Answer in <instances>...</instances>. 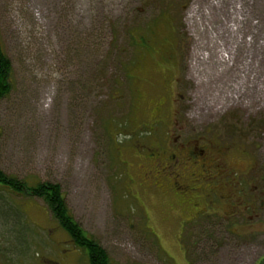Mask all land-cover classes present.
Returning a JSON list of instances; mask_svg holds the SVG:
<instances>
[{
	"label": "rangeland",
	"instance_id": "1",
	"mask_svg": "<svg viewBox=\"0 0 264 264\" xmlns=\"http://www.w3.org/2000/svg\"><path fill=\"white\" fill-rule=\"evenodd\" d=\"M0 35L4 173L60 185L113 264L263 263L264 0H0ZM172 120L227 153L212 222L185 230L209 186L183 169L172 187L146 158ZM0 254L88 264L41 199L3 185Z\"/></svg>",
	"mask_w": 264,
	"mask_h": 264
},
{
	"label": "flooded vegetation",
	"instance_id": "2",
	"mask_svg": "<svg viewBox=\"0 0 264 264\" xmlns=\"http://www.w3.org/2000/svg\"><path fill=\"white\" fill-rule=\"evenodd\" d=\"M186 127L187 126L180 127L177 120H172L171 125L168 127L166 139H163V142H158L157 146L149 147L150 153L146 155V158L150 162V166H155L157 169L163 168L160 173L163 177L171 178L172 187L177 186L178 181L183 179L179 174V171L183 169L191 170L192 172H201V175L196 177L194 182L200 185L199 188L202 185L209 186V192L205 195L208 201L206 205V209L208 210L189 217V222L187 224L190 223V225L184 228V230L189 227H197L199 222H212L211 210L215 209L217 206L214 199V196L217 197L215 190L218 188V184L226 179L228 170L227 153L223 152L222 149L219 148L220 146L215 142H212L213 140L206 144V142L202 140L203 138L190 136ZM199 177L200 179H198ZM152 179L155 178L152 177ZM203 182H208V184H204ZM232 187H236L234 191L237 189L238 195L241 194L242 191L240 186L234 185ZM231 194L230 198L227 196L225 197L224 205L227 204V202L230 204V202L234 201L235 194ZM239 199L241 201H239L238 204L244 203L242 198ZM220 202H223V200ZM231 208H233V211L228 217L230 219L238 215V208L235 206ZM232 234H237V232L234 231ZM180 237L184 238V233L181 234ZM183 240L185 241V238ZM183 240H181V242H183ZM183 247L185 255H187L188 249H186L185 245H183ZM8 256L11 257V255ZM11 261L12 259L10 260L9 257L0 254V264H11ZM189 263L191 264V262Z\"/></svg>",
	"mask_w": 264,
	"mask_h": 264
},
{
	"label": "trees",
	"instance_id": "3",
	"mask_svg": "<svg viewBox=\"0 0 264 264\" xmlns=\"http://www.w3.org/2000/svg\"><path fill=\"white\" fill-rule=\"evenodd\" d=\"M13 86V64L0 35V100L10 95ZM35 183L9 176L0 168V185L16 195L23 194L41 199L53 220L65 231L72 244L87 252L88 264H113L107 251L97 241L89 237L76 222L68 208L60 185L47 182Z\"/></svg>",
	"mask_w": 264,
	"mask_h": 264
}]
</instances>
